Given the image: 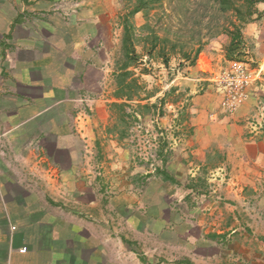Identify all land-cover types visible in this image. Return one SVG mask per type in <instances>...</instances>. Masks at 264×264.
<instances>
[{
	"label": "crops",
	"instance_id": "obj_1",
	"mask_svg": "<svg viewBox=\"0 0 264 264\" xmlns=\"http://www.w3.org/2000/svg\"><path fill=\"white\" fill-rule=\"evenodd\" d=\"M120 5L0 0V264H227L238 252L223 244L240 232L241 207L259 200L264 213V21L245 28L260 75L235 112L187 83L197 161L182 164L179 153L169 171L196 178L221 155L212 192L200 194L158 177L113 182L115 168L87 149L116 101ZM41 155L48 173L32 176Z\"/></svg>",
	"mask_w": 264,
	"mask_h": 264
},
{
	"label": "rangeland",
	"instance_id": "obj_2",
	"mask_svg": "<svg viewBox=\"0 0 264 264\" xmlns=\"http://www.w3.org/2000/svg\"><path fill=\"white\" fill-rule=\"evenodd\" d=\"M147 1L148 6L143 11L130 15L138 4L137 0H119L124 16L121 44L113 59L114 75L126 61L125 16L130 15L129 25L134 45L136 51L142 54V59L130 68L131 78L137 79L140 85L138 94L130 104L133 107H127L124 116V110L112 106L117 102L115 96L117 79L114 76L112 95L116 101L109 104L107 109V125L98 127L91 145L86 144L87 149L93 151V157L95 155L97 158L101 157L97 163L103 161L107 165L110 164L109 170L115 168L111 172L106 171L107 177H111L113 182L146 184L153 181V177L162 179L156 174V168L163 166L162 159L167 158V169L170 170L169 165L178 160L179 153L184 154L182 164L186 160L189 163L197 161L189 151L190 145H188V140L197 134L192 127V120L197 112H193L194 94L187 87V83L194 81L198 85L196 96L207 93V99L219 97V105L229 111L223 105L229 98L217 81L230 70V63L233 62L226 58V47L230 42L226 31L231 19H235L236 16L231 11L224 13L219 0ZM234 1L238 3V0ZM257 8L264 12V3L259 4ZM254 19L256 20L249 24L259 25L264 21V14L261 17L256 14ZM249 24L243 27L245 46L238 61L246 65L249 72H253L260 70V67L253 58L254 40L245 34V28ZM154 36L158 37V44L149 55ZM161 46L165 47L167 65L164 63V58L159 56ZM199 62L206 63L209 70L201 71ZM138 104L149 105V108H137ZM136 110L139 115L135 114ZM135 115H138L137 119L134 118ZM92 116V110L88 109L83 118L89 119ZM261 117L264 120V111ZM79 122H76L75 126L77 132L80 130ZM222 159L221 155L215 154L210 163L206 162L205 168L201 169L200 176L186 177L184 180L197 184V179L202 177L205 185L203 183V188H199L200 194L212 192L215 184L209 182L210 167L221 162ZM95 161L96 159L92 158L90 165L95 167ZM38 162L40 163L37 170H33L32 174L35 177L36 175L41 177L49 170L48 157L41 155ZM102 171L105 172L103 169ZM90 175L92 174L87 173L84 176L87 180H91L88 178ZM103 175L99 176L102 181L106 179ZM92 176L95 182V176ZM258 202L259 200L254 199L247 204L248 206L241 207L242 218L240 217L238 236L225 239L230 241L225 242L226 244L223 242L225 252L231 247L235 249V253L238 252L235 257H226L227 264L230 262L264 264V213ZM218 246H221V243Z\"/></svg>",
	"mask_w": 264,
	"mask_h": 264
},
{
	"label": "trees",
	"instance_id": "obj_3",
	"mask_svg": "<svg viewBox=\"0 0 264 264\" xmlns=\"http://www.w3.org/2000/svg\"><path fill=\"white\" fill-rule=\"evenodd\" d=\"M147 2V0H137L138 4L130 12V15H134L143 11L148 6ZM237 2L238 3H235L234 0H219L221 9L224 13L231 11L236 16L235 19H231L229 23L230 25L227 27L228 30L226 31L230 38V42L226 47V58L230 61H238L240 59V55L243 53V48L245 46L243 27L249 23H253L254 20H256L254 19L256 14L258 17H261L264 14V12H261L257 8L259 4L264 3V0H238ZM130 15L124 17V52L126 61L119 67V71L114 75L117 79V89L115 91L117 102L112 104L113 107L124 110V116L127 112V107H133L130 104L134 101L135 95L138 94L137 91L140 89L137 79L135 80L131 78L132 72L130 71V68L131 65L142 59V54H139L136 51V47L134 45L133 34L129 25ZM158 40V37H153L152 48L148 52L149 55L157 47ZM196 55H199V50L197 51ZM159 56L164 58V63L167 65L168 59L165 54L164 46H161L159 50ZM139 104L137 108H149V105L141 106ZM135 114L139 115L140 113L136 110ZM138 115H135L134 118L137 119ZM162 163L163 166L157 167L155 172L158 176L162 177L163 181L170 182L174 185L185 186L186 188L193 189L196 192H200L199 188H203V183L205 185V180H203L202 177L197 179V184H191L182 180L176 174L170 172L167 169V158L162 159Z\"/></svg>",
	"mask_w": 264,
	"mask_h": 264
},
{
	"label": "built area",
	"instance_id": "obj_4",
	"mask_svg": "<svg viewBox=\"0 0 264 264\" xmlns=\"http://www.w3.org/2000/svg\"><path fill=\"white\" fill-rule=\"evenodd\" d=\"M230 64V70L217 82L221 84L226 96L229 98L228 101H224L223 105L232 113L238 109L241 102L247 97L249 87L256 80L255 77L260 74L254 71L249 72L246 65L242 62L233 61ZM207 66L206 63L199 62L201 71H208L209 68Z\"/></svg>",
	"mask_w": 264,
	"mask_h": 264
}]
</instances>
